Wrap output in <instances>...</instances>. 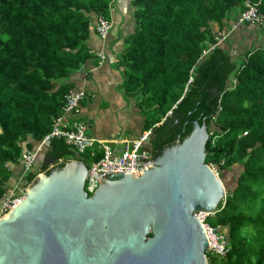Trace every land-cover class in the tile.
<instances>
[{
  "label": "trees",
  "instance_id": "16d2710c",
  "mask_svg": "<svg viewBox=\"0 0 264 264\" xmlns=\"http://www.w3.org/2000/svg\"><path fill=\"white\" fill-rule=\"evenodd\" d=\"M247 3L264 17V0H134L136 29L121 62L123 88L146 117V131L153 130L154 155L183 142L193 129L190 119L206 124V163L223 182L225 173L242 168L208 218L229 247L225 257L207 253L209 264H264V46L239 56L234 46L244 26L264 33V23L233 30ZM111 5L0 0V218L23 154L52 131L73 88L70 77L93 57L94 16L108 19ZM90 150L78 154L55 139L40 170L49 161L62 168L73 160L89 169L101 156ZM36 177L32 169L23 187Z\"/></svg>",
  "mask_w": 264,
  "mask_h": 264
},
{
  "label": "water",
  "instance_id": "95a60500",
  "mask_svg": "<svg viewBox=\"0 0 264 264\" xmlns=\"http://www.w3.org/2000/svg\"><path fill=\"white\" fill-rule=\"evenodd\" d=\"M187 123L153 170L112 175L92 196L80 160L40 174L0 218V264H209L195 213L215 212L228 191L206 163V124Z\"/></svg>",
  "mask_w": 264,
  "mask_h": 264
},
{
  "label": "crops",
  "instance_id": "0c3cea01",
  "mask_svg": "<svg viewBox=\"0 0 264 264\" xmlns=\"http://www.w3.org/2000/svg\"><path fill=\"white\" fill-rule=\"evenodd\" d=\"M135 15L134 0H112L109 18L105 19L113 27L111 33L104 39L98 35L96 29L98 18L95 15L94 34L89 42L93 57L69 79L72 89L83 90L86 93L76 119L87 126L86 135L106 142L136 139L146 131V117L123 88L126 70L121 62L129 39L135 33ZM257 43L264 46V33L260 28L244 26L238 31L234 41L236 55L239 56L245 50H249L252 45L257 46ZM99 54H103L105 58H100ZM49 145L37 143L34 146L33 150L39 149L36 161L38 168L42 167ZM146 147L152 152L150 144ZM26 174L22 166L15 169V176L10 182L12 186L10 194L14 192L17 194L19 185L24 184Z\"/></svg>",
  "mask_w": 264,
  "mask_h": 264
},
{
  "label": "built area",
  "instance_id": "2783aa9c",
  "mask_svg": "<svg viewBox=\"0 0 264 264\" xmlns=\"http://www.w3.org/2000/svg\"><path fill=\"white\" fill-rule=\"evenodd\" d=\"M263 23L264 17L259 14L257 5L247 3V11L238 19L233 30L242 24L260 26ZM112 27L113 25L104 17L98 18L96 29L101 38H106L111 33ZM99 57L105 58L103 54H99ZM85 97L86 93L83 90L76 91L72 89L68 92L65 97L62 115L55 119L52 131L44 138L41 145L51 144L55 139H63L78 154H83L89 149H97L92 151V157L101 156L89 168L86 181V191L88 194H94L101 183L112 175H140L143 172L153 170L155 168L156 155L146 147L150 144L153 130L145 131L136 139H119L115 140V142H106L90 137L86 135L87 126L76 119V116L80 113V104ZM38 156L39 149L23 154L20 163L26 173H29L33 169ZM53 168L54 166L51 169ZM24 198L25 195L22 198H18L15 192L11 193L3 203L1 211L4 215L7 214ZM216 212H199L195 213V216L202 222L208 237L209 249L207 253H212L218 257H225L229 251L227 237L222 234L220 228L212 227L207 222L208 218L214 216Z\"/></svg>",
  "mask_w": 264,
  "mask_h": 264
},
{
  "label": "rangeland",
  "instance_id": "374dc122",
  "mask_svg": "<svg viewBox=\"0 0 264 264\" xmlns=\"http://www.w3.org/2000/svg\"><path fill=\"white\" fill-rule=\"evenodd\" d=\"M95 150H97V149H95ZM94 149H91L90 151H95ZM36 165V164H35ZM34 165V167H33V170L34 171H36L37 172V177L40 175V174H46V173H48L49 171H51L52 169V166H54V168H56L57 167V165H54V164H50V165H48V169H47V171L46 172H42L40 169H41V166H39V168H38V166L36 165L35 166ZM53 168V169H54ZM215 169V168H214ZM242 170V168L241 167H235V168H233L232 170H231V173L230 172H228V173H225V177H224V184H225V187H226V189H227V191H228V189H230V188H234L235 187V178H237V176L239 175V173H240V171ZM215 171H217L218 172V170H216L215 169ZM218 174H219V172H218ZM36 177V178H37ZM36 180V179H35ZM22 185L23 184H20L19 185V190H18V192H17V196H18V198H22V197H24V195H25V193H26V190H28V188H29V186L28 187H22ZM12 187V186H11Z\"/></svg>",
  "mask_w": 264,
  "mask_h": 264
},
{
  "label": "bare ground",
  "instance_id": "6f19581e",
  "mask_svg": "<svg viewBox=\"0 0 264 264\" xmlns=\"http://www.w3.org/2000/svg\"><path fill=\"white\" fill-rule=\"evenodd\" d=\"M20 202H22V201H20ZM18 204H19V203H18ZM18 204H17V205H18ZM16 208H17V207H16ZM8 216H9V215H7V217H8Z\"/></svg>",
  "mask_w": 264,
  "mask_h": 264
}]
</instances>
